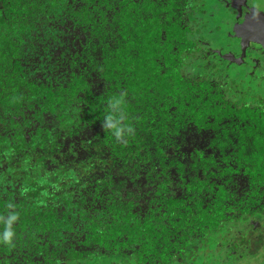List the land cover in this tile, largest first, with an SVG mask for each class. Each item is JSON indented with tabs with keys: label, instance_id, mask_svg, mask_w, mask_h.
<instances>
[{
	"label": "snow or ice",
	"instance_id": "6c2138e0",
	"mask_svg": "<svg viewBox=\"0 0 264 264\" xmlns=\"http://www.w3.org/2000/svg\"><path fill=\"white\" fill-rule=\"evenodd\" d=\"M29 3L0 29V264H264V0ZM223 20L255 67L216 59Z\"/></svg>",
	"mask_w": 264,
	"mask_h": 264
},
{
	"label": "trees",
	"instance_id": "16d2710c",
	"mask_svg": "<svg viewBox=\"0 0 264 264\" xmlns=\"http://www.w3.org/2000/svg\"><path fill=\"white\" fill-rule=\"evenodd\" d=\"M235 5L233 4L232 8L228 9V12L231 15H235L234 11ZM32 17V5L29 3V0H0V29L6 34V38L11 40L13 33L19 35L20 30H27L30 27L28 23L29 18ZM211 23H215L212 21ZM210 23V27H211ZM232 28L231 20H223L220 22V27L217 30L222 36L221 39H225V43L222 44L221 41H213L214 43H219L223 45L220 49L216 59L221 63H226L230 65V69L233 66L241 65L239 68L253 67L252 64H249V56L252 49H249L248 54L242 51L241 46L237 44L236 39L232 36L226 34L227 29ZM227 36V37H226ZM232 38V40H227ZM264 47V45L262 46ZM243 57V64L240 63V58ZM155 63V62H154ZM158 67V63L155 65ZM12 203L15 204L16 201L10 200L6 201L5 204ZM11 211V209H9ZM31 210L27 208L26 205H22L20 208L21 213V223L22 225L27 222L25 215L30 214ZM73 259L77 261V264H103L107 259L106 256L102 254H94L92 252H85L84 254L77 253L73 256ZM9 264V262H5ZM27 264V261L25 262Z\"/></svg>",
	"mask_w": 264,
	"mask_h": 264
},
{
	"label": "clouds",
	"instance_id": "9594fccd",
	"mask_svg": "<svg viewBox=\"0 0 264 264\" xmlns=\"http://www.w3.org/2000/svg\"><path fill=\"white\" fill-rule=\"evenodd\" d=\"M108 125L111 128L116 129L117 136L122 135L124 129L120 127L119 121H117L115 124L112 122L111 116L108 118ZM8 208H13V204H8ZM18 218V213L13 212L12 215L9 217V219L4 221L5 227L3 230V233L0 234V242L4 243L5 245H11L13 242V236L15 235V230L12 228V222Z\"/></svg>",
	"mask_w": 264,
	"mask_h": 264
},
{
	"label": "rangeland",
	"instance_id": "374dc122",
	"mask_svg": "<svg viewBox=\"0 0 264 264\" xmlns=\"http://www.w3.org/2000/svg\"><path fill=\"white\" fill-rule=\"evenodd\" d=\"M221 35L219 34V36H218V38L215 40V41H217V40H219V41H221L222 42V44H224L225 43V39H221ZM227 37V36H226ZM227 40H232V38H228ZM219 41H217V42H219ZM220 43V42H219ZM263 46V45H262ZM233 67H236V68H239V67H241V65H238V66H233Z\"/></svg>",
	"mask_w": 264,
	"mask_h": 264
},
{
	"label": "flooded vegetation",
	"instance_id": "af4514ba",
	"mask_svg": "<svg viewBox=\"0 0 264 264\" xmlns=\"http://www.w3.org/2000/svg\"><path fill=\"white\" fill-rule=\"evenodd\" d=\"M242 7H243V5H242ZM253 67H255V61H253Z\"/></svg>",
	"mask_w": 264,
	"mask_h": 264
}]
</instances>
